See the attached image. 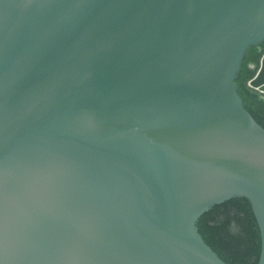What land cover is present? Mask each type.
Here are the masks:
<instances>
[{"label":"water","instance_id":"1","mask_svg":"<svg viewBox=\"0 0 264 264\" xmlns=\"http://www.w3.org/2000/svg\"><path fill=\"white\" fill-rule=\"evenodd\" d=\"M263 41L264 0H0V264H227L238 197L264 264Z\"/></svg>","mask_w":264,"mask_h":264},{"label":"trees","instance_id":"2","mask_svg":"<svg viewBox=\"0 0 264 264\" xmlns=\"http://www.w3.org/2000/svg\"><path fill=\"white\" fill-rule=\"evenodd\" d=\"M264 54V41L247 48L236 79L238 93L252 117L264 128V94L249 86ZM205 242L227 264H258L262 250L260 227L247 198L215 205L197 223Z\"/></svg>","mask_w":264,"mask_h":264}]
</instances>
